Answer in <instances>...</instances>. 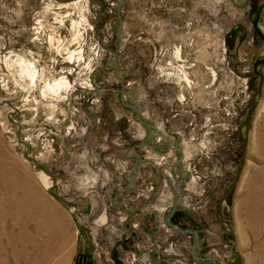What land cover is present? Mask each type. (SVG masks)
<instances>
[{"label":"rangeland","instance_id":"obj_1","mask_svg":"<svg viewBox=\"0 0 264 264\" xmlns=\"http://www.w3.org/2000/svg\"><path fill=\"white\" fill-rule=\"evenodd\" d=\"M117 1L0 0V264H93L94 249L107 240L91 234L94 226L102 227L97 199L107 185L116 199H148L146 189L170 197L169 204L157 206L159 223L166 229L167 219L196 230L197 255L212 256L218 264H264V207L250 213L240 206L245 180L264 164L250 142L264 115V0H190L196 24L191 59L182 55V45H165L171 53L165 54L161 45L131 42L130 27L137 38L141 25L139 0L122 4L118 70L125 100L132 103L127 87L137 82L141 91L148 80L161 96V114L177 117L154 123L150 112L140 114L167 139H177L182 168L191 172L171 216L178 179L186 177L176 165L177 150L172 145L156 153L157 135L120 103L119 92L95 87L117 86L112 73ZM20 58L36 71L24 72ZM60 77L65 87L45 90ZM137 96L141 103L148 100ZM116 137L126 143L117 144ZM129 144L127 158L123 149ZM143 161L162 168L157 186L145 179L126 183L129 177L136 181ZM130 184L137 190L125 195ZM124 203L125 198L122 205L114 203L117 215L127 211ZM107 207L102 210L108 213ZM129 222L138 226L137 220ZM171 227L169 235L161 229L158 256L151 251L158 259L147 264H211L192 257L194 234ZM133 237H112L114 249L119 243L128 249L125 259L113 250L121 254L119 264H133L139 252L140 257L149 252L138 241L133 248Z\"/></svg>","mask_w":264,"mask_h":264},{"label":"crops","instance_id":"obj_2","mask_svg":"<svg viewBox=\"0 0 264 264\" xmlns=\"http://www.w3.org/2000/svg\"><path fill=\"white\" fill-rule=\"evenodd\" d=\"M140 5V30L139 35L136 38V34L133 31L132 27H130L129 32L131 36V42L139 39L140 43H147L148 45H161L159 46L161 49V53L165 54H171L168 50V47H165V45H182V55L184 58L191 59L190 53H194V44L196 41V33H195V9L190 4V0H181V3L175 5H169L168 0H139ZM193 8V9H192ZM126 19V18H125ZM127 24H125V30H126ZM155 26V27H154ZM126 32V31H125ZM193 45V47H192ZM170 47V46H169ZM180 49V46H179ZM130 54L132 53L129 50ZM160 51L154 52L155 54H158ZM145 81V80H144ZM146 87L143 90H139V83H135L127 87V93L132 97V103H134L139 110L142 112V114L146 117L148 112H150L151 115V121L156 123V120L164 119H171V121H174V118L177 116L173 115H164L161 114V109L159 105V101L161 96L157 94L156 89H152L148 80L145 82ZM155 88V87H154ZM138 92L144 97H147L146 105L148 106V103L150 104L149 95L152 93L154 95L151 100V104L148 106V108L145 106L144 103H141L140 98L138 95ZM143 92V93H142ZM147 109H146V108ZM181 114V112H180ZM179 114V115H180ZM117 118L119 116H116ZM173 119V120H172ZM184 124V122H183ZM173 134L172 132H168ZM118 140L119 138L116 137ZM123 141V142H122ZM115 142V141H114ZM122 142V144H121ZM116 143V142H115ZM123 143H126L124 139H119L117 144L124 145ZM126 146L123 149V155L125 157H129L130 153V146ZM145 146V145H144ZM143 148V147H142ZM166 147L162 148L163 150ZM132 150V149H131ZM142 150V149H141ZM140 149L135 150V154L140 153ZM149 161V160H148ZM147 162V161H146ZM145 161L140 163L139 169L137 170V178L136 181L132 180V177H129V180H127L128 183H135L137 184H144V179L147 181H152L156 184L157 178L159 175V170L162 169L160 166H155L153 164L152 168L149 165V163H146ZM152 165V164H151ZM153 170V174H152ZM162 175V174H161ZM162 178V177H161ZM111 181V184L115 186L116 180ZM126 184V185H127ZM129 185L128 187H124L125 195L129 191H135L137 190L136 186H134V189H132V185ZM160 185V183H158ZM125 185V186H126ZM157 186V184H156ZM161 186V185H160ZM159 186V187H160ZM122 189V188H121ZM129 190V191H128ZM115 189L111 185H107V188L103 189L101 199L98 197L97 199V211L100 213V217L98 218L102 225V227L94 226L91 228V234L93 235H99L104 236L107 238L103 248L94 249L95 252L94 255V261L93 264H119V261H121L120 253H118V256H115L113 254V250H117L123 253L124 259L127 257L128 249H124L122 244H118L115 246V249L113 247L114 241L112 240V237L118 238V240L123 241L128 240L132 235H134V247L131 245V247L135 248V242L138 241V243L142 244V252H144V249L149 250V252H146V254L142 257L140 252L137 254V257H139L135 263L133 264H147V262H153L156 261L158 258L153 257L151 254V251L155 252L156 256H158V249L156 248V243L159 244L160 240H158L159 237H161V229L166 230V234L169 235L171 232H173V228L171 225H169L167 219L165 227L166 229L162 228L160 225V219L162 218V213H158L157 206L159 205H167L169 204L170 197L165 199L163 196L157 195L156 192L148 191L146 189V195L148 199H138L134 201L129 200L126 198V196L118 197V199L115 198ZM162 191V190H161ZM165 191V190H164ZM161 193V192H159ZM115 194V195H114ZM164 195V194H163ZM124 198L126 203V210L121 215H117L115 204L122 205L124 202ZM132 201V202H131ZM134 201V202H133ZM105 203H108V213L102 210V207ZM171 207L173 200L170 201ZM111 204V205H110ZM122 208V207H121ZM106 215V217H102V215ZM160 215V216H159ZM138 221V226L136 228H132L130 220ZM156 219V221H155ZM129 222V223H128ZM129 224V225H128ZM133 233V234H132ZM147 247V248H146ZM149 247V248H148ZM122 257V258H123ZM154 259V260H153ZM92 264V263H91Z\"/></svg>","mask_w":264,"mask_h":264},{"label":"water","instance_id":"obj_3","mask_svg":"<svg viewBox=\"0 0 264 264\" xmlns=\"http://www.w3.org/2000/svg\"><path fill=\"white\" fill-rule=\"evenodd\" d=\"M125 0H118L117 1V4H116V16H117V29L115 31V35H114V46H113V57H112V73L117 81V86H96V88L98 89H102V88H111V89H114V90H117L119 92V100H120V103L129 108V109H132L133 113H134V116L136 118V120L144 125V126H147L149 127L151 130L154 131V133L157 135L158 137V141L154 144V147H155V152L158 153V154H165L169 151L170 147L172 145H174L175 149L177 150L178 152V158L176 160V165L178 167V169L182 172H184L186 174V177L185 178H180L178 179V185H177V195L172 203V211H171V214L170 216L175 212L176 210V206H177V203L181 197V190H182V186H181V183L182 182H187L189 181L190 177H191V172L187 169H183L182 168V165L183 163L181 162L183 156H184V153L182 151V149L179 147V144H178V141L177 139L175 138H170V139H167L166 137V134L165 132L160 129L156 124H154L153 122L145 119L144 117L141 116L140 114V110L139 108L134 104V103H131V102H127L125 100V81L122 79L120 73H119V70H118V55H119V50H120V45H121V38H122V31H123V15L121 13V10H122V4ZM161 145H165V149L163 151H161L159 149V147ZM168 223L171 224L173 227H175L178 231L180 232H183V233H192L195 235V240L191 246V254H192V257L193 258H196V259H199L201 261H205L207 260L209 263L211 264H218L215 260L214 257L212 256H201V255H197L196 252H195V248H196V243H197V240H198V234H197V231L196 230H191V229H181L179 227L178 224L176 223H170L169 220H168Z\"/></svg>","mask_w":264,"mask_h":264},{"label":"bare ground","instance_id":"obj_4","mask_svg":"<svg viewBox=\"0 0 264 264\" xmlns=\"http://www.w3.org/2000/svg\"><path fill=\"white\" fill-rule=\"evenodd\" d=\"M80 45V44H79ZM70 51V50H69ZM68 54V53H67ZM74 54V50L70 51L69 59L71 60L72 55ZM80 56V55H79ZM179 58V57H178ZM20 61L21 65H26V70H23L24 72H28L29 69H33L36 71L35 66L33 63H25L22 58L18 60ZM17 62V64H18ZM20 65V64H19ZM21 71V72H23ZM92 71V68H89L88 70V79L89 84H91L90 73ZM28 74V73H27ZM26 74V75H27ZM32 74V72H31ZM185 75V74H184ZM31 77V76H30ZM186 77V76H185ZM33 80V78H32ZM17 82V81H16ZM22 84V83H21ZM26 84V83H25ZM46 84V83H45ZM67 85L66 79L60 77L59 79L53 80L50 83H47L45 87V90L48 91H58L59 89L65 87ZM25 89V88H24ZM28 92V91H27ZM53 94V93H52ZM56 94V93H55ZM58 94V93H57ZM44 95V93H43ZM45 97V96H44ZM264 103V102H263ZM258 114V113H257ZM262 117V123H261V130L259 134L252 132L251 134V143L252 147L261 155L264 156V115ZM258 121V120H257ZM254 137V138H253ZM255 154V153H254ZM253 154V155H254ZM259 162V161H258ZM252 172L248 176V178L245 180V193L240 200V206H244L248 209L250 213H253L254 211H259L260 207H264V164L261 167H257V170L252 169ZM29 186V185H28ZM27 186V187H28ZM31 188V187H30ZM15 189V187H14ZM33 190V189H32ZM35 192V191H34ZM37 195V194H35ZM27 197V196H26ZM12 198V197H11ZM25 198V197H24ZM28 198V197H27ZM6 211V210H5ZM13 211V210H12ZM5 213V212H4ZM245 214V213H244ZM259 214V213H258ZM250 215V214H249ZM256 216V215H255ZM14 217V216H13ZM262 219V218H261ZM264 219V218H263ZM5 221V220H4ZM263 222V221H262ZM247 224V223H246ZM250 225V224H249ZM263 225V224H262ZM257 227V226H256ZM254 228V227H253ZM261 228V226H260ZM256 229V228H255ZM258 233V232H257ZM2 234V233H1ZM62 234V233H61ZM66 235V234H65ZM63 237V236H62ZM11 239V238H10ZM63 241V240H62ZM54 259V258H53Z\"/></svg>","mask_w":264,"mask_h":264},{"label":"trees","instance_id":"obj_5","mask_svg":"<svg viewBox=\"0 0 264 264\" xmlns=\"http://www.w3.org/2000/svg\"><path fill=\"white\" fill-rule=\"evenodd\" d=\"M178 215H179V213L176 212L175 215L173 216V220H172L173 222L177 221Z\"/></svg>","mask_w":264,"mask_h":264}]
</instances>
